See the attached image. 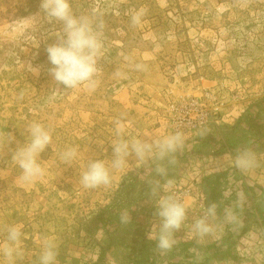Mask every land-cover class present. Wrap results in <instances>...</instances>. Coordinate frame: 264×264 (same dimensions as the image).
Returning <instances> with one entry per match:
<instances>
[{"label":"rangeland","instance_id":"rangeland-1","mask_svg":"<svg viewBox=\"0 0 264 264\" xmlns=\"http://www.w3.org/2000/svg\"><path fill=\"white\" fill-rule=\"evenodd\" d=\"M41 3L0 0V241L18 224L33 261L47 238L58 246L57 264H264V0H70L76 15L102 26L95 91L52 79L46 48L61 25L46 20ZM141 8L146 15L133 25ZM175 76L188 86L201 77L227 103L205 136H186L169 166L175 194L192 206L189 222L203 205L229 206L240 190L248 203L237 228L202 243L182 228L177 247L163 255L149 238L159 221L150 195L149 180L160 179L154 171L130 160L121 180L114 173L117 190L85 189L78 179L90 158H111L117 123L130 136L170 132L157 99ZM33 122L51 130L52 143L40 155L44 176L26 184L12 154ZM242 146L260 162L247 173L226 166ZM67 148L77 149L73 164L61 159ZM123 209L131 217L126 225ZM0 264H7L3 256Z\"/></svg>","mask_w":264,"mask_h":264},{"label":"clouds","instance_id":"clouds-1","mask_svg":"<svg viewBox=\"0 0 264 264\" xmlns=\"http://www.w3.org/2000/svg\"><path fill=\"white\" fill-rule=\"evenodd\" d=\"M41 10L47 21L61 25L56 33L57 42L46 48L51 65L48 71L52 79L65 89L83 86L88 91H95L101 72L98 65L104 55L99 31L102 26L95 25L88 16L76 15L70 0H42ZM145 15L146 9L134 11L131 15L132 24L139 25ZM30 70L34 74L39 73L37 68L30 67ZM117 75L122 73L118 72ZM26 132L25 142L15 149L12 159L20 170V180L32 184L45 174L40 155L51 145L52 132L39 122L31 123ZM207 132L206 128H201L198 135L203 137ZM13 139L10 136L8 142ZM186 143L185 133L180 130L157 136H130L126 127L117 123L115 139L111 142V158H90L80 172L78 182L85 189L115 186L117 190L119 184L116 183L114 173L119 171L121 180L133 167V163H130L132 160L135 167L150 168L160 178L149 180L150 195L155 199L156 215L159 218L149 238L155 240L160 254L166 255L177 247L179 241L175 234L182 228H186L189 238L197 243L219 239L225 230L239 226L241 213L248 203L247 194L240 190L235 201L223 208L217 202L203 205L199 214L189 222L192 206L175 194L174 181L167 178L169 166L175 164L176 155L185 149ZM77 155V149L67 148L62 152L61 159L65 164H73ZM226 166L247 173L258 168L260 162L250 147L242 146L234 154L228 155ZM231 195L228 192L225 198ZM119 221L123 225L130 223L127 209L121 210ZM25 239L22 225L11 224L6 228L3 240L0 241V256L6 258L7 264H22L26 258L30 259V264H57L59 253L54 240L44 239L33 261L32 254L25 247Z\"/></svg>","mask_w":264,"mask_h":264},{"label":"built area","instance_id":"built-area-1","mask_svg":"<svg viewBox=\"0 0 264 264\" xmlns=\"http://www.w3.org/2000/svg\"><path fill=\"white\" fill-rule=\"evenodd\" d=\"M180 82V77L175 76L158 93L157 105L164 126L170 132L180 130L188 136L217 123L226 108V96L215 86L204 85L201 77L190 86Z\"/></svg>","mask_w":264,"mask_h":264}]
</instances>
